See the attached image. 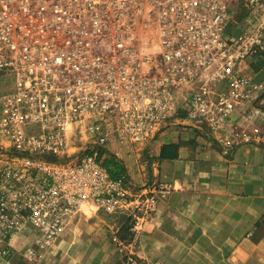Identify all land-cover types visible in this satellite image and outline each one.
I'll return each instance as SVG.
<instances>
[{"label":"built area","instance_id":"2783aa9c","mask_svg":"<svg viewBox=\"0 0 264 264\" xmlns=\"http://www.w3.org/2000/svg\"><path fill=\"white\" fill-rule=\"evenodd\" d=\"M262 60L264 0H0V245L27 229L43 251L84 205L112 214L149 194L154 209L171 187L128 200L105 146L131 154L184 113L235 126L229 152L251 138L237 111L264 121V76L251 74Z\"/></svg>","mask_w":264,"mask_h":264},{"label":"crops","instance_id":"0c3cea01","mask_svg":"<svg viewBox=\"0 0 264 264\" xmlns=\"http://www.w3.org/2000/svg\"><path fill=\"white\" fill-rule=\"evenodd\" d=\"M239 114L231 122L241 125ZM235 129L176 118L146 150L109 145L134 185L173 188L150 218L140 254H165L167 264H264V143L239 141L227 154L220 141ZM141 152L147 169L135 164Z\"/></svg>","mask_w":264,"mask_h":264},{"label":"rangeland","instance_id":"374dc122","mask_svg":"<svg viewBox=\"0 0 264 264\" xmlns=\"http://www.w3.org/2000/svg\"><path fill=\"white\" fill-rule=\"evenodd\" d=\"M240 21L243 20L240 19ZM239 30L240 28L236 29L235 32ZM252 68L251 74L255 76L256 80L263 78L264 60L255 62ZM257 107L264 115V101L262 99L256 103ZM184 116L179 115L178 118H184ZM241 127L246 128L251 137L253 135L249 141L254 139L257 142L264 143V121H256L253 118L246 124H241ZM249 129H251V132ZM111 144L112 142L106 145L105 150H109ZM140 146L142 150H146L149 144ZM131 149L133 150V148ZM146 158L148 157H144L143 152H141L135 164L141 167L144 166L147 169L148 160ZM127 182L131 188V192L127 196L128 200L136 199V193L144 185L150 184L145 183L136 186L128 176ZM172 192L173 188H170L168 193H158L155 197L154 209L148 208L146 198L150 196L149 194L137 198L140 203L139 207L133 206L136 203L133 202L131 207L112 214L96 210L92 205H84L75 214L78 217L73 225L67 228L51 246L43 251H29L33 239L25 234L28 232L27 229L22 230L5 246L0 245V264H167L165 254H154L153 256L148 253L140 254L138 247L142 243L145 245L149 242L150 234L147 226L150 218L156 213L160 201H165ZM142 215H145L146 219L140 228H135L134 221L136 217ZM225 242L223 240V243ZM223 260L229 263V254L225 255Z\"/></svg>","mask_w":264,"mask_h":264},{"label":"trees","instance_id":"16d2710c","mask_svg":"<svg viewBox=\"0 0 264 264\" xmlns=\"http://www.w3.org/2000/svg\"><path fill=\"white\" fill-rule=\"evenodd\" d=\"M103 163L109 168L113 177L124 174L123 164L112 154H106Z\"/></svg>","mask_w":264,"mask_h":264}]
</instances>
